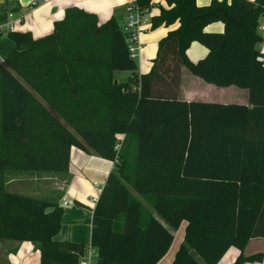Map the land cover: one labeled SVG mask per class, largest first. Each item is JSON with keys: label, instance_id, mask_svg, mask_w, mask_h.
Listing matches in <instances>:
<instances>
[{"label": "trees", "instance_id": "1", "mask_svg": "<svg viewBox=\"0 0 264 264\" xmlns=\"http://www.w3.org/2000/svg\"><path fill=\"white\" fill-rule=\"evenodd\" d=\"M166 4L150 29L177 27L160 39L146 74L137 72L115 17L99 23L71 7L43 37L7 35L14 50L0 60V240L38 243L39 264H78L86 245L56 241L64 210L7 181L12 173H65L71 148L114 162L92 211L96 264H157L169 249L171 232L133 193L170 228L185 222L171 264H200L189 249L203 264H217L230 247L239 251L233 264L264 259L243 255L251 239H264V64L257 61L264 0ZM216 22L221 33L205 31ZM192 42L206 49L195 62L186 54ZM182 66L216 87L246 89L248 104L179 99ZM123 71L128 79L116 82Z\"/></svg>", "mask_w": 264, "mask_h": 264}, {"label": "crops", "instance_id": "2", "mask_svg": "<svg viewBox=\"0 0 264 264\" xmlns=\"http://www.w3.org/2000/svg\"><path fill=\"white\" fill-rule=\"evenodd\" d=\"M134 1L136 0H0V32L2 33L0 37V60L9 56L14 50L12 41L7 37V24L10 22L13 23L12 31L28 32L33 38H40L52 32L53 23L63 18L66 9L77 7L95 14L99 23H104L111 17H115L118 23L120 20L123 33H125V8ZM210 1L196 0V4L204 6ZM161 7L168 8L166 0H151L150 18L157 15ZM176 27L177 24L170 27H159L155 30L149 29L139 36L140 42L146 46L145 50L140 52L139 58L135 59L139 64V68L137 67L139 74H146L150 71L157 53L155 46L158 48L160 39ZM156 30L158 34L150 36ZM222 30L223 25L220 22L212 23L205 28V31L209 33H221ZM186 54L189 60L195 62L206 55V49L199 43L192 42ZM180 76L178 96L183 101H200L223 105L248 104V91L246 89L234 86L221 88L208 84L193 76L185 66L180 68ZM115 81L118 82L116 79ZM120 139L122 141L124 136H121ZM125 143L128 148H133L135 144L131 138L126 139ZM113 166L112 161L100 158L93 152L87 153L77 148H71L69 166L65 173H38L40 174L38 176L40 180L39 192L30 194V196L52 200L64 210L60 230L55 236L56 241L89 245L91 217L95 206V202H92L91 199L99 197ZM132 195L140 201L148 213L158 219L171 232L173 237L171 245L165 255L157 262V264H171L183 241L185 222L181 223L176 230L170 228L146 204L143 198L134 193ZM189 253L200 264H203L194 251L189 249ZM255 254H264V239H251L243 250V255L246 257ZM238 255L239 251L230 247L217 264H233ZM39 258L38 243L0 240V264H39ZM244 264H264V259L261 262Z\"/></svg>", "mask_w": 264, "mask_h": 264}, {"label": "built area", "instance_id": "3", "mask_svg": "<svg viewBox=\"0 0 264 264\" xmlns=\"http://www.w3.org/2000/svg\"><path fill=\"white\" fill-rule=\"evenodd\" d=\"M10 16V15H9ZM7 33L12 32L13 23L7 24ZM150 16L149 9H140L136 2L128 4L125 8L124 27L126 30V44L130 57L132 59L139 58V54L142 50H145L146 46L139 40V36L150 29ZM257 32L260 36V42L257 46V61L264 64V14L259 18L257 23ZM2 33L0 32V37ZM2 61V60H1ZM121 140L115 145L114 150L119 151L121 146ZM114 164V162H113ZM92 202L97 199H91ZM66 204V203H64ZM97 250L90 244L85 246L83 254L78 260V264H96Z\"/></svg>", "mask_w": 264, "mask_h": 264}, {"label": "rangeland", "instance_id": "4", "mask_svg": "<svg viewBox=\"0 0 264 264\" xmlns=\"http://www.w3.org/2000/svg\"><path fill=\"white\" fill-rule=\"evenodd\" d=\"M119 29L123 32V28L120 25V20H119ZM158 31H154L150 36L157 35ZM157 44V42H156ZM155 44V45H156ZM155 49L157 51V48L155 46ZM137 67L139 68L138 61L135 60ZM139 70V69H138ZM137 70V71H138ZM129 72L123 71V72H117L115 74V79L118 81V83L126 82L128 79ZM125 142V141H124ZM135 147H133L130 150H127V145L126 143L123 146V150L126 152L128 155V161L132 164L134 162V157H135ZM40 174H35V173H12L10 174V177L8 179V188L11 190H14L18 193H24L27 195L33 194V193H38L39 192V176ZM21 191V192H19ZM129 191L133 193L132 189L129 187ZM135 194V193H134Z\"/></svg>", "mask_w": 264, "mask_h": 264}]
</instances>
